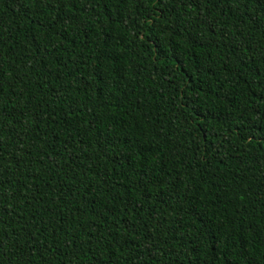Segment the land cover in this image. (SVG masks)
I'll return each instance as SVG.
<instances>
[{
    "label": "trees",
    "instance_id": "trees-1",
    "mask_svg": "<svg viewBox=\"0 0 264 264\" xmlns=\"http://www.w3.org/2000/svg\"><path fill=\"white\" fill-rule=\"evenodd\" d=\"M0 264H264V0H0Z\"/></svg>",
    "mask_w": 264,
    "mask_h": 264
}]
</instances>
